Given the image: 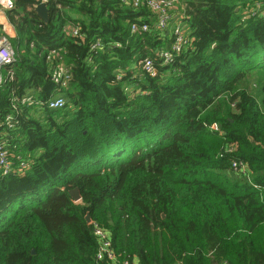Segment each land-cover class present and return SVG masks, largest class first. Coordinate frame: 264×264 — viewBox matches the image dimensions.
Segmentation results:
<instances>
[{
	"label": "trees",
	"instance_id": "1",
	"mask_svg": "<svg viewBox=\"0 0 264 264\" xmlns=\"http://www.w3.org/2000/svg\"><path fill=\"white\" fill-rule=\"evenodd\" d=\"M181 1L193 40L168 64L155 52L172 35L145 8L47 0L46 21L41 0L6 10L15 60L0 141L26 168L0 172V264H109L91 220L136 264H264V17L244 14L250 0ZM142 22L148 31H131ZM144 57L156 75L137 66ZM57 60L71 73L63 89L50 77ZM56 93L65 106L50 109ZM29 95L41 104L19 102Z\"/></svg>",
	"mask_w": 264,
	"mask_h": 264
},
{
	"label": "built area",
	"instance_id": "2",
	"mask_svg": "<svg viewBox=\"0 0 264 264\" xmlns=\"http://www.w3.org/2000/svg\"><path fill=\"white\" fill-rule=\"evenodd\" d=\"M47 0H42L41 2H46ZM253 1L254 6L250 8L249 11L244 10V14L250 16H261L264 17V7H260L262 1L250 0ZM121 3L134 8L140 9L145 8L154 15L155 18V28L158 30H166L172 35V42L169 47L162 48L160 47L155 55L160 59L162 64H168L173 61V59L181 54L188 45L192 43V36L190 35L189 27L185 19L188 17L185 13V6L181 0H120ZM14 6V0H0V9L8 10ZM150 28L149 22H142L138 26L136 24L131 25V31L136 32L137 30L141 32H146ZM66 32L70 35H79V28L77 26H70L66 28ZM101 47V42L99 39H96L91 44V49H98ZM52 56H48L50 59H58L55 56L58 55V51L54 50L51 52ZM15 60L14 49L10 38L8 35L2 34L0 35V71L1 68L11 64ZM52 62V68L50 77L51 80L58 84L61 89L66 88L69 80L71 79L70 69L67 65L57 60L55 63ZM137 66H139L142 70L148 73L151 76L156 75L157 70L154 65L153 59L149 57H144L137 61ZM8 74L12 73L9 71ZM4 81L3 75L0 73V86ZM21 104H41L38 101H35L32 96H24L19 99ZM65 98L61 94L55 95L46 100L45 105L50 109H59L65 106ZM13 109L16 108V105L12 106ZM6 127L11 128L14 126V115L12 113H8L5 115V118L2 122ZM209 129L212 131H219V125L215 123H211ZM232 168L239 173H245L246 165L241 161H232ZM26 168V165L23 163L19 166H14L13 161L10 159V155L8 153V149L4 142L0 141V172L2 175H6L9 173H13L14 171L22 172L23 169ZM90 223L93 227V232L98 240V247L96 250V259L103 260L109 264H136L132 261H129L125 258H122L118 253L113 249L111 239L108 231L103 228L96 221L91 220ZM181 264V263H174Z\"/></svg>",
	"mask_w": 264,
	"mask_h": 264
},
{
	"label": "water",
	"instance_id": "3",
	"mask_svg": "<svg viewBox=\"0 0 264 264\" xmlns=\"http://www.w3.org/2000/svg\"><path fill=\"white\" fill-rule=\"evenodd\" d=\"M36 13L39 15V17L46 21L48 19V8H47V3L46 2H40L34 7ZM69 194L71 195L73 200H79L81 198L80 196V191L77 187L69 191ZM85 219L87 222L90 221V215L87 213L85 215ZM33 252V251H32Z\"/></svg>",
	"mask_w": 264,
	"mask_h": 264
},
{
	"label": "crops",
	"instance_id": "4",
	"mask_svg": "<svg viewBox=\"0 0 264 264\" xmlns=\"http://www.w3.org/2000/svg\"><path fill=\"white\" fill-rule=\"evenodd\" d=\"M2 34L8 35V37L10 38L11 36L15 35V30H14L13 26L9 23V21L7 19L6 10L0 9V35H2ZM10 41H11V39H10ZM13 49H14V47H13ZM0 73L3 75V77L5 76L6 72L4 70V67H2ZM58 94H60V93H56L55 95H58Z\"/></svg>",
	"mask_w": 264,
	"mask_h": 264
},
{
	"label": "rangeland",
	"instance_id": "5",
	"mask_svg": "<svg viewBox=\"0 0 264 264\" xmlns=\"http://www.w3.org/2000/svg\"><path fill=\"white\" fill-rule=\"evenodd\" d=\"M253 86H255V85H253ZM11 159V158H10ZM237 173H234V175L233 176H235V177H237V178H241V177H243V176H241V174H239V172L238 171H236ZM75 202H79V200H74Z\"/></svg>",
	"mask_w": 264,
	"mask_h": 264
}]
</instances>
